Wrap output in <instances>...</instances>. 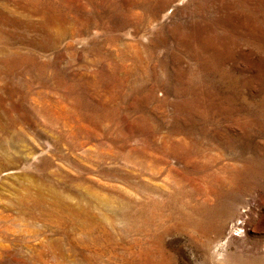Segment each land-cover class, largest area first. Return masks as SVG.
I'll return each mask as SVG.
<instances>
[{
	"label": "rangeland",
	"instance_id": "obj_1",
	"mask_svg": "<svg viewBox=\"0 0 264 264\" xmlns=\"http://www.w3.org/2000/svg\"><path fill=\"white\" fill-rule=\"evenodd\" d=\"M0 264H264V0H0Z\"/></svg>",
	"mask_w": 264,
	"mask_h": 264
}]
</instances>
